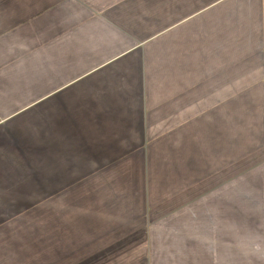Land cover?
Returning a JSON list of instances; mask_svg holds the SVG:
<instances>
[{
  "label": "crops",
  "instance_id": "0c3cea01",
  "mask_svg": "<svg viewBox=\"0 0 264 264\" xmlns=\"http://www.w3.org/2000/svg\"><path fill=\"white\" fill-rule=\"evenodd\" d=\"M0 264H264V0H0Z\"/></svg>",
  "mask_w": 264,
  "mask_h": 264
}]
</instances>
